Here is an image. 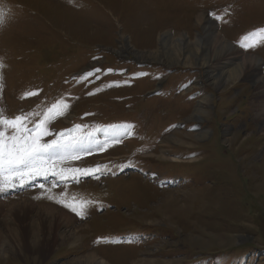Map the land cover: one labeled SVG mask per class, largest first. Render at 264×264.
Listing matches in <instances>:
<instances>
[{"label": "rangeland", "instance_id": "1", "mask_svg": "<svg viewBox=\"0 0 264 264\" xmlns=\"http://www.w3.org/2000/svg\"><path fill=\"white\" fill-rule=\"evenodd\" d=\"M0 12V109L7 117L43 115L63 99L70 107L49 125L53 133L133 126L105 151L98 145L110 137L94 132L90 154L56 165L106 166L98 179L49 176L41 183L50 193L41 183L0 193V264H67L91 252L107 264H264V39L257 31L264 0H0ZM205 18L237 47V58L255 56L257 65L212 84L208 69L230 60H210L218 50ZM184 37L191 59L178 53L179 61ZM194 43L208 68L197 64ZM144 52L161 59L138 60ZM30 91L38 95L22 98ZM39 119L30 116L28 126ZM61 193L92 202L84 218L48 198ZM33 222L56 234L80 231L73 244L45 233V246L32 250L13 232L22 236Z\"/></svg>", "mask_w": 264, "mask_h": 264}, {"label": "snow or ice", "instance_id": "2", "mask_svg": "<svg viewBox=\"0 0 264 264\" xmlns=\"http://www.w3.org/2000/svg\"><path fill=\"white\" fill-rule=\"evenodd\" d=\"M216 19H221V17H216ZM0 23H3L2 12H0ZM257 31L261 34V39H264V29ZM255 35V32L250 33L243 39L248 40L249 37ZM261 39L242 43L241 46L254 47L261 42ZM93 74L91 71L86 72L80 79L86 80ZM34 95H38V93L30 91L24 93L22 98ZM69 107L70 105L61 99L45 109L43 115L30 113L12 118L7 117L3 109H0V193L23 188L38 178L47 180L49 176L55 177L61 183H79L80 179L85 176L98 179L100 169L106 166L57 168L56 165L63 161L80 159L81 156L90 154L91 149L86 145L92 142L94 132L103 131L110 137V139L105 140L104 144L98 145L99 151H105L110 144L120 143L123 138L132 135L133 126L130 124L111 125L103 129L98 128L85 136L66 135L65 132L53 133L49 125L57 118L64 116ZM32 115L40 116V119L32 127H29V123H32L30 120ZM76 127L77 129L80 128V126ZM47 136H53L54 138L45 141L44 137ZM129 166L131 165L126 164L120 167L122 170L124 167ZM52 186L57 185L53 183ZM38 187L49 193L51 192V189H46L43 183L39 184ZM48 198L63 204L81 218L85 217L86 209L92 203L91 201L77 199L74 196L68 198L66 193H61L59 197L56 194H50Z\"/></svg>", "mask_w": 264, "mask_h": 264}, {"label": "bare ground", "instance_id": "3", "mask_svg": "<svg viewBox=\"0 0 264 264\" xmlns=\"http://www.w3.org/2000/svg\"><path fill=\"white\" fill-rule=\"evenodd\" d=\"M199 18L200 17L198 16L197 19L199 21L204 19V17L200 19ZM203 29H204L205 35H212L213 42L216 45L217 50H218L217 53H212L209 56L210 60L212 59L217 60L218 57L220 56L226 57L225 58L226 61L230 60L229 63L225 62L219 68L208 69V72H210V76L212 77V81H211L212 84H214L215 86H218L221 83H229L231 81H234L242 75V73L244 72L246 68L251 67L252 65H257L258 60L257 58H255V56L244 54L240 58H237L238 55L234 53L235 51L238 52L237 47L229 43L227 40L221 38L220 32L218 31L216 27L214 29V26H212V21L209 20L208 18H205V25H203ZM181 43H182L181 46H179L175 50L176 59L180 61V58L178 57V53L180 56L182 55L181 60L182 58L185 60H187L188 58L191 59V42L186 43V38L184 37V40H181ZM185 48H188V53L186 55H184L183 53ZM192 53L199 66H205L208 68L211 65V63L204 61V59H202V57L199 56L198 43L193 44ZM136 55L137 57H139L138 60L140 61L141 60L160 61L161 59V58H158L157 54L154 52L136 53ZM228 56H230V58H227ZM261 93L262 91H260V94ZM203 100H205V98ZM203 100L198 102L200 112L202 113L204 112L202 107H205ZM262 111H264V109H262ZM200 112L197 113V116L198 114H200ZM198 117H202V115ZM262 120L264 121V118ZM60 212L64 215V218L67 222L71 223L75 221L72 215H69L63 210H60ZM48 219H49V225H52V223L56 221V214L50 213ZM58 222L62 223L64 221L63 219H60L58 220ZM33 224L36 225L37 227L35 228V227L28 226L24 232L25 234H22V236L19 234L18 230L14 231L13 234H15L17 238L21 237V238H25L26 240H28V243L30 244L29 247L32 250L37 249L38 251H40L39 249H42L43 244L47 243L46 239L44 238L45 233H48V234L52 233L54 236L58 235L59 239L68 240L73 244V243H76V233L77 232L79 233L80 231V229L77 232L76 230H68V231L62 232L61 234H56L55 232L52 231L51 228H49V230L47 231H44L40 229L41 226L37 222H33ZM3 236L4 235L0 233V242L2 241ZM0 247L2 248L3 246L0 244ZM1 248H0V258H3V253L5 252ZM85 256H86L85 258L71 260L67 264H92L93 262H95V264H107L105 260H103L102 258L96 257L97 255H95L92 252L86 254ZM134 264H142V263H134Z\"/></svg>", "mask_w": 264, "mask_h": 264}]
</instances>
